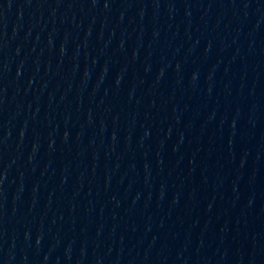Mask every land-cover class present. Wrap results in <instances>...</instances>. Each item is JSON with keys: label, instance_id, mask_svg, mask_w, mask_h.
Segmentation results:
<instances>
[{"label": "water", "instance_id": "1", "mask_svg": "<svg viewBox=\"0 0 264 264\" xmlns=\"http://www.w3.org/2000/svg\"><path fill=\"white\" fill-rule=\"evenodd\" d=\"M0 264H264V0H0Z\"/></svg>", "mask_w": 264, "mask_h": 264}]
</instances>
